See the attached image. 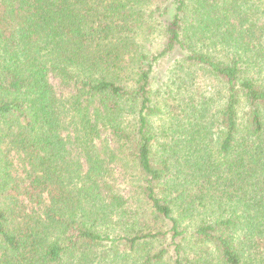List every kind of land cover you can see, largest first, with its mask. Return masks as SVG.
Listing matches in <instances>:
<instances>
[{
	"label": "trees",
	"instance_id": "obj_1",
	"mask_svg": "<svg viewBox=\"0 0 264 264\" xmlns=\"http://www.w3.org/2000/svg\"><path fill=\"white\" fill-rule=\"evenodd\" d=\"M0 264H264V0H0Z\"/></svg>",
	"mask_w": 264,
	"mask_h": 264
},
{
	"label": "rangeland",
	"instance_id": "obj_2",
	"mask_svg": "<svg viewBox=\"0 0 264 264\" xmlns=\"http://www.w3.org/2000/svg\"><path fill=\"white\" fill-rule=\"evenodd\" d=\"M172 60H167L162 65V70L160 73V78L163 80H159L154 86V93L157 95V98H160L164 96L166 90L165 85H169L171 89H174V91L180 89V87H184L183 82H185L184 89H192L193 91H198L205 94H211L214 91V85L209 81L208 78H205L201 76V74H197L192 80L189 79V76L187 73H182L179 75L178 78L175 80H166L167 76H165V73L167 68L172 65ZM176 93V92H175Z\"/></svg>",
	"mask_w": 264,
	"mask_h": 264
}]
</instances>
